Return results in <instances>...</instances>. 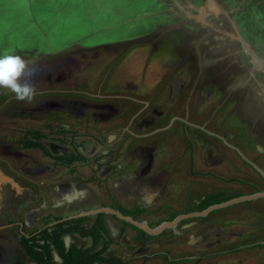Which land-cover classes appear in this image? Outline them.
I'll return each instance as SVG.
<instances>
[{"label":"rangeland","instance_id":"obj_1","mask_svg":"<svg viewBox=\"0 0 264 264\" xmlns=\"http://www.w3.org/2000/svg\"><path fill=\"white\" fill-rule=\"evenodd\" d=\"M124 1L133 3L135 12L129 4L119 7L124 15L116 14V4ZM216 1L222 10L212 8L210 4L203 6L208 13L205 18H208L200 26H210L218 37L221 35L212 42L220 48L229 40L221 31L227 29L236 34L233 28L238 24L246 37L245 41L237 30L244 52L260 66H253L243 52H239L241 62L247 63L249 73L262 81L264 90V68H261L264 66V0ZM187 4L192 7V0H0V54L18 52L27 58L49 52L52 48L49 35L55 32L60 35L66 21H80L94 11L99 25L96 27L98 23L90 21L88 25L87 22L84 30L87 38L67 37L69 42H74L71 44L74 49L73 63L60 65L66 68L64 89H72L70 95L88 99L90 104L111 103L131 112L141 108V117L152 116L151 109L160 110L161 114L153 115L151 134L143 139L144 142L157 146L166 142L173 149L168 151L169 157L183 148L187 149V157L189 146L193 144L197 149L198 169L214 171L217 177L216 192L225 189L228 196L233 189H240L247 195L256 190L264 191V115L253 103L240 102L238 85H241V78L235 79L234 84L230 80L213 81L198 63L203 62V55L196 44H180L179 38L169 33L167 26L163 33L161 27H154V19L164 17L166 20L168 13H174L175 19L182 15L196 16L187 9ZM222 14L227 16L222 17ZM219 16L222 17L221 25L226 27L219 25L216 19H220ZM31 35L40 38L34 39V47L31 42L24 44L26 46L10 42L12 38L28 39ZM113 35V39L101 41ZM247 41L258 51V56ZM87 43L89 45L84 46ZM61 44L64 43L60 42L59 46ZM234 44L240 49L238 40L235 39ZM43 61L49 63V60ZM132 99L138 100V106L131 103ZM261 105L264 107V102ZM178 118L185 119L191 126L185 132L186 137L181 132L182 124ZM128 119L129 116L124 122ZM172 119V128L162 132L161 128ZM90 123L93 126L95 120L90 119ZM11 126V123L0 122V129ZM7 129L2 130L8 134L9 140L5 142L15 144L10 140L22 135L10 134ZM152 130L158 131L152 133ZM209 147L213 154L211 158ZM187 185L189 188L191 181ZM196 186L193 194L197 197L206 185L196 181ZM214 212L216 215L212 220L208 221V217L200 220L196 231L202 235L200 246H194L196 263L264 264V197L238 202ZM252 243L259 245L252 247ZM238 247L244 248L232 251Z\"/></svg>","mask_w":264,"mask_h":264},{"label":"flooded vegetation","instance_id":"obj_2","mask_svg":"<svg viewBox=\"0 0 264 264\" xmlns=\"http://www.w3.org/2000/svg\"><path fill=\"white\" fill-rule=\"evenodd\" d=\"M192 3V7H190L189 4H187L186 7L191 12L195 13L196 16H192L193 18L182 15V18L175 19L174 13L172 15L168 13L167 16H165L166 20L164 17H156L154 19V27H161V32L163 33L164 30H167L165 29L167 26L169 33H172L177 39L179 38L178 41L180 44L183 42L185 46L196 44V47L203 55V62L198 63L202 64V70H205L206 75H211L213 81H218L220 79L223 81L230 80V83L234 84L236 81L235 79L238 80V78H241V85H238L241 88V94L239 95L241 99L240 102L244 100L246 105L253 103L259 108L261 115H264V107L261 105V103L264 102V90L261 87L262 81L259 82L257 78L251 75V72L249 73V66L247 63L241 62V53L239 52H243L245 55L246 53L242 48L241 41L237 37V30L241 32L240 36H242L245 41L246 37L243 35L238 24L236 25L234 22L236 27L233 28V30L236 34H234V32H229L227 29L221 31L224 35L228 36L229 40L218 48L217 44L214 45L212 42L217 41L221 35L218 37L212 27L209 26V28H204V25L200 26V23L204 24L206 22L205 20L208 18V16L205 18V14L208 13L203 6L207 7V5L210 4L212 8L219 10L221 6L218 5L216 0H192ZM234 3H232V5H235ZM129 4L132 6V11L135 12L136 9L133 3L124 1L116 4V14L120 13V15H124L125 13L119 11V7ZM207 10L209 9L207 8ZM95 15L93 11L80 21H66L65 24H63L66 27L60 33V35L62 34L63 36L57 35V32L49 35V45L52 47L49 52L27 57L31 62V70L34 71L32 82L37 87V94L31 103L18 101L14 93L6 89H0V122L12 124L10 129H7L8 127L6 128L9 130L10 134L15 132L22 135L19 137L14 136L10 140L13 142L15 141V144L6 143L5 140H9L8 134L2 131L6 129H0V172L20 185L16 187L8 181L2 183V189L0 191V264H16L15 253L20 248V236L26 231V225L21 217V204L25 199H28V197L38 198L40 193H52L49 184L37 182L35 178L37 179L44 175L51 176L53 173L52 169L58 166L67 167L75 163L87 164V162H90L92 165H97L99 162L102 163V161L112 164L124 159H137L138 157H136L135 153L131 152L129 148H131L137 140L147 138V135L138 138L139 134H136L135 131L149 132L150 134L151 131H149V129L152 128L154 122L153 115L156 116L161 114L160 110L151 109L152 116L149 117L148 115H144L141 117L143 114L141 108H139L137 112H131L125 110V107H119L111 103L90 104L88 99H80L79 97L77 98L70 95L72 89L67 87L64 89V69L66 68L60 65L65 63V65L68 66V62L70 61L73 63V56L71 54L74 49L73 46H71L74 42H69L67 37L74 35L77 36L78 39L87 38V36H84L87 22L88 25L90 21L95 24L98 23L96 27L99 25V20H97ZM222 15H224L222 17L227 16V14ZM118 16H115V18ZM212 16L214 17L215 14H212ZM222 17H220V19L216 18L219 25L222 23ZM221 26H225V24ZM113 37L114 35L106 37L101 41L106 42L108 39H113ZM19 38L21 41L15 40L14 38L10 40L9 37L8 42L10 40V42L12 41L11 43H19L20 45L22 44V46L31 42L32 46H27L34 47L35 40L40 39L32 35L30 37L28 36V39L26 37ZM235 39L240 43L241 50L235 46ZM60 42L64 44L59 46ZM248 43L253 52L257 55L258 51L253 48L251 42ZM92 44L95 45L96 43H91V45ZM85 45L89 44L87 43L84 44V46ZM246 56L253 66L257 64L251 61L248 55ZM43 60H49V63ZM257 66L260 65L257 64ZM261 68H264V66ZM131 103L138 106L137 99H132ZM143 107H145V105H143ZM91 108L92 110H90ZM127 116H129V119L124 122ZM90 119L95 120L93 126H91ZM177 120L181 122V132L184 137H186L185 132L191 126L185 119L178 118ZM173 123V119L170 120L166 127L161 128L162 131L166 132L170 130ZM117 131H120L122 136L119 138L118 135L113 139L116 134H119ZM86 141H90L94 144V152L91 155H85L80 150L81 143ZM164 143L165 142H163V144ZM15 145H18L19 148ZM124 145H127V150L122 152L121 149ZM189 147L188 150L191 161L194 167H197V149L193 144ZM162 148L163 154L159 151L156 153L155 151L146 152L145 150L148 148L143 149V147L140 146V158L144 160L146 164H152L154 160L159 158L158 155L160 154L167 157L169 162L174 159L184 158L185 148L171 157L167 156L169 153L166 145H163ZM208 150L211 151L210 147ZM73 154L82 155L85 161L76 160L69 164L68 159ZM212 156L213 154L211 151L209 158ZM201 171V173H205V171ZM208 172L214 173V171L210 170H208ZM18 188H21V190ZM11 216L14 218V222L9 221Z\"/></svg>","mask_w":264,"mask_h":264},{"label":"crops","instance_id":"obj_3","mask_svg":"<svg viewBox=\"0 0 264 264\" xmlns=\"http://www.w3.org/2000/svg\"><path fill=\"white\" fill-rule=\"evenodd\" d=\"M135 132L139 134L138 138L143 135L149 136V132ZM117 136L121 138L122 133L116 134L113 139ZM166 144L161 142L157 146L155 143L147 144L143 139L137 140L129 150L138 158L127 163L126 167L117 174L110 173L111 164L102 161L98 165L87 162V164L75 163L67 167L58 166L52 169L51 176L35 178L37 182L49 184L52 193H40L38 198L28 197L21 204V217L26 225V231L41 229L45 225L43 219L46 216L59 219L98 210L99 213L105 214L106 226L115 241L111 250L127 258V264H197L194 246H200L202 235L196 232L200 227V220L208 217L209 221L216 215L214 210L200 216L199 212L203 211L200 210V205L209 194H212L211 192L215 193L217 177L212 172L201 173L200 168L194 167L190 153L185 157L186 148L184 158L174 159L171 162L161 156V159L154 160L152 164H146L140 158V146L143 149L148 148L146 152L162 153V147ZM126 146L122 147V152L127 150ZM169 147L171 146L167 144V151L170 152L173 149ZM203 177H205L204 181ZM190 181L191 185L188 188L186 183L189 184ZM196 181L200 185H206L204 191L199 192L197 197L194 195L197 190ZM15 186L20 185L17 183ZM203 192L208 194L205 195L206 193ZM137 207L146 211L141 215L139 222H144L154 229L149 230L151 232L142 229L153 236L145 246L135 244L136 231L132 227L123 229L122 221H128L118 216V212L125 215L123 210H134ZM176 212H179L178 215L172 218ZM97 214L86 216L93 218ZM9 221L15 220L11 216ZM56 260L59 261L57 256ZM170 260L175 261L170 263ZM28 264L32 263L28 262Z\"/></svg>","mask_w":264,"mask_h":264},{"label":"trees","instance_id":"obj_4","mask_svg":"<svg viewBox=\"0 0 264 264\" xmlns=\"http://www.w3.org/2000/svg\"><path fill=\"white\" fill-rule=\"evenodd\" d=\"M76 160L85 161V158L80 154H73L69 157L68 162L70 164ZM220 190L209 194L208 198L206 197L202 201L200 210H204L210 205L223 203L245 195L240 189H233L231 192H228L230 193L228 196L225 195L227 194V190ZM256 192H259V190H256ZM123 213L139 221L141 215L145 214L146 211L144 208L137 207L134 210H123ZM178 213L176 212L172 218L176 217ZM55 218L57 217L46 216L43 222L47 224ZM122 223L123 229L132 227L136 231L134 240L136 245L145 246L153 238V236L128 222L122 221ZM114 242L106 226L104 213H98L93 218L91 216H82L59 222L41 231H37V229L29 232L25 231L20 236V248L15 253V263L127 264V258L122 255L118 253L109 254ZM250 245L256 247L259 243H252ZM242 248L244 247H238L232 251H239ZM56 256L59 258V261L56 260ZM173 261L175 260H170L169 262L172 263Z\"/></svg>","mask_w":264,"mask_h":264},{"label":"clouds","instance_id":"obj_5","mask_svg":"<svg viewBox=\"0 0 264 264\" xmlns=\"http://www.w3.org/2000/svg\"><path fill=\"white\" fill-rule=\"evenodd\" d=\"M33 75L29 59L11 51L0 54V89L14 93L18 101L31 103L36 96Z\"/></svg>","mask_w":264,"mask_h":264},{"label":"water","instance_id":"obj_6","mask_svg":"<svg viewBox=\"0 0 264 264\" xmlns=\"http://www.w3.org/2000/svg\"><path fill=\"white\" fill-rule=\"evenodd\" d=\"M93 147H94V144L92 142L86 141L84 143H81V149L80 150L85 155H91L94 152ZM131 161H132V159H124V160L112 163L111 165H109L110 173L117 174L119 171H121L122 169H124L126 167L127 163L129 164ZM6 181L12 183L13 185L16 184L11 178L3 175L0 172V191L2 189V183L6 182ZM0 197H1V194H0ZM262 197H264V191H259V192L253 193V194L239 196V197L230 199V200L223 202V203L210 205L209 207H207L203 211L199 212V215L204 216V215H207L214 210H217L219 208H223L225 206H229V205L234 204V203H238V202H242V201H249V200H252L255 198H262ZM102 211L103 212H109L108 210H102ZM97 213H99V211L95 210V211L86 212L84 214L70 215L68 217L59 218V219H56V220L48 223L47 225L43 226L39 231L44 230V229L49 228V227H52V226L56 225L57 223L65 221V220L74 219V218H78V217H82V216H86V215L97 214ZM118 216L124 220H127L131 224L140 227L141 229H143L147 232H151L149 230H154V229H151V227H149L146 223L136 221L130 216L123 215L121 212H118ZM113 253H115V250H110L109 254H113Z\"/></svg>","mask_w":264,"mask_h":264}]
</instances>
